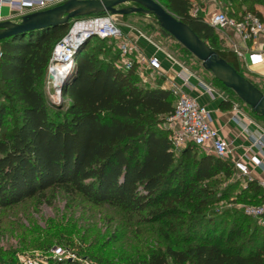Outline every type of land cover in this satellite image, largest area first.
Masks as SVG:
<instances>
[{
    "label": "trees",
    "instance_id": "1",
    "mask_svg": "<svg viewBox=\"0 0 264 264\" xmlns=\"http://www.w3.org/2000/svg\"><path fill=\"white\" fill-rule=\"evenodd\" d=\"M221 1L238 19L252 12L264 21L255 7L264 0ZM159 2L245 76L238 54L218 46L224 41L205 7L193 12L191 0ZM71 21L0 40V208L61 187L162 227L165 246L121 264H264V225L238 207L260 203L264 187L240 174L230 181L237 170L229 158L193 143L175 148L163 126L175 110L174 94L160 76L144 83L137 63L118 67L114 40H86L63 80L66 107L47 101L41 86ZM236 101L225 98L220 107L232 109ZM225 201L229 206H219ZM9 259L0 254V264Z\"/></svg>",
    "mask_w": 264,
    "mask_h": 264
},
{
    "label": "rangeland",
    "instance_id": "2",
    "mask_svg": "<svg viewBox=\"0 0 264 264\" xmlns=\"http://www.w3.org/2000/svg\"><path fill=\"white\" fill-rule=\"evenodd\" d=\"M191 1L193 12H198L206 8L210 0ZM216 1L219 4L221 2L222 10L231 12L226 8L229 6L226 1ZM133 5L135 4L125 3L121 6ZM1 12L5 17L10 12L9 6H3ZM115 18L126 29L132 28L133 31L153 41L180 65L188 68L204 83L214 88L220 96L237 100V106L264 127V119L253 113L251 108L234 93L216 85L214 76L203 69L201 62L195 56L173 36L162 32L153 15L136 12L117 14ZM73 21L74 19L71 22ZM217 31L219 34L223 33L221 29ZM93 40V43L99 44V40L95 38ZM107 44L111 46L110 41H107ZM218 46L222 47L225 44L219 41ZM244 74L264 90V79L256 77L247 70H244ZM139 76L140 79H146L151 84L159 81L158 76L145 66L139 69ZM62 87L63 80L52 85L46 76L41 88L51 105L55 106L63 102L66 107L69 98L63 96ZM163 126L168 127V123H164ZM238 176L237 172L234 173L230 181L237 179ZM242 184L244 185L245 182L242 181ZM240 188L241 185L237 190L239 191ZM219 206H229V203L221 202ZM242 206V204L238 205L244 211ZM0 213V254L6 259L10 258L9 264H24L25 257L37 253L43 254L42 264H68L70 259L59 260L52 256L51 250L55 246L75 252L80 258V262L75 260L78 264H121V261L143 256L153 247L166 244L162 227L158 223L143 224L136 215L108 204L95 205L81 194L61 187L51 188L43 196L27 198L14 205L0 208ZM206 231L207 229L203 230L200 236ZM225 231L226 233L229 231L228 226L225 227Z\"/></svg>",
    "mask_w": 264,
    "mask_h": 264
},
{
    "label": "built area",
    "instance_id": "3",
    "mask_svg": "<svg viewBox=\"0 0 264 264\" xmlns=\"http://www.w3.org/2000/svg\"><path fill=\"white\" fill-rule=\"evenodd\" d=\"M64 0H0V21L2 16V7L8 5L11 16H21L24 13L52 7ZM206 21L214 26L217 30L223 32L234 31L239 38L238 42H232L231 48L238 54L244 55V48L248 43L259 36L264 37V22L254 13L247 12L241 18L232 16L229 12L222 10L220 7L208 9L205 12ZM79 27V28H77ZM79 33L88 36H97L100 38L112 39L116 42V47L120 52V57L116 62L118 67L129 69L134 63L138 64V71L141 67H147L156 76L162 75V62L158 55H146L138 46L135 39L130 37L122 25L117 22L115 15L107 12L102 14H91L82 19H74L69 31L55 45L52 53L51 62L48 67L47 78L56 85L59 81L64 80L66 74L74 64V53L85 42L80 43L79 47L74 49L73 42ZM91 37V38H92ZM170 56V55H169ZM175 60L172 56H170ZM252 63L262 62L263 56L260 52H252L249 55ZM176 61V60H175ZM58 63L65 65L62 73L54 75ZM185 73L189 76L192 74L188 68L183 67ZM66 72V73H65ZM188 75H183L184 85L188 82ZM145 83L148 80L143 79ZM183 84H172L170 89L176 98L174 112L168 116V128L171 131V141L175 148L180 149L189 143H193L202 148L209 154H214L222 158H228L230 151L229 143L221 136L219 130L212 125L211 112L206 105L201 104L192 96ZM208 90L210 87L206 86ZM236 108V106H235ZM256 146H264V132L259 136H252ZM234 166L240 175L249 176L248 166L241 160H234ZM256 163L261 165L260 159ZM264 187V181L259 182ZM246 214L258 219L264 225V198L258 204L243 205ZM54 258L59 260L79 261L77 254L68 248L55 246L51 250ZM24 264H42L43 254L29 255L24 258ZM78 264V263H76ZM80 264V263H79ZM88 264V263H87Z\"/></svg>",
    "mask_w": 264,
    "mask_h": 264
},
{
    "label": "water",
    "instance_id": "4",
    "mask_svg": "<svg viewBox=\"0 0 264 264\" xmlns=\"http://www.w3.org/2000/svg\"><path fill=\"white\" fill-rule=\"evenodd\" d=\"M125 3L135 5L122 7ZM107 12L113 15L136 12L153 15L164 34L173 36L201 62L203 69L231 89L255 114L264 116V92L214 50L188 23L158 0H64L46 9L24 13L19 21L1 20L0 40L19 33L67 24L79 16ZM91 37L79 33L73 42V48H78L80 43Z\"/></svg>",
    "mask_w": 264,
    "mask_h": 264
},
{
    "label": "crops",
    "instance_id": "5",
    "mask_svg": "<svg viewBox=\"0 0 264 264\" xmlns=\"http://www.w3.org/2000/svg\"><path fill=\"white\" fill-rule=\"evenodd\" d=\"M214 7H220V4L216 0H210L205 8V12ZM255 7L261 13L264 20V4L258 3ZM4 19L15 20L14 17L11 16V12L7 13ZM122 27L130 37L135 39L139 48L146 55L150 56L156 54L160 57L162 62V75L160 76L162 87L170 88L172 84L184 83L182 76L188 74L185 73L182 65L173 60L169 54L158 48L153 41L146 38L141 33L133 31L132 28L126 29L123 25ZM220 36L224 44L229 48H231L232 42L239 41L238 35L232 30L226 33L223 32ZM252 52L262 53L263 61L252 63L249 58ZM239 59L245 70L251 72L258 78L264 79V37L259 36L255 40L250 41L247 48H244V55L240 56ZM190 72L192 74L190 76L188 75V82L183 85L192 96L201 104L206 105L210 110L212 125L219 130L221 136L230 145L228 158L232 161H243L249 168V178L258 182L264 181V146L259 148L252 139L253 135L259 136L262 134L264 132V127L257 121L252 120L239 108V106H237L236 102L232 109H222L220 103L223 99L228 97L220 96L214 88L204 83L192 71ZM206 86L210 87L211 90H208ZM257 159L262 161L261 165L256 163Z\"/></svg>",
    "mask_w": 264,
    "mask_h": 264
},
{
    "label": "bare ground",
    "instance_id": "6",
    "mask_svg": "<svg viewBox=\"0 0 264 264\" xmlns=\"http://www.w3.org/2000/svg\"><path fill=\"white\" fill-rule=\"evenodd\" d=\"M77 28H79V27H77ZM64 64L63 63H58L57 65H56V68H55V73H54V75H56V77L58 76V74L60 73H62V70H64Z\"/></svg>",
    "mask_w": 264,
    "mask_h": 264
}]
</instances>
